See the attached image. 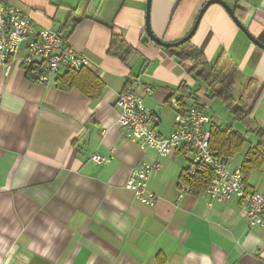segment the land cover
Returning a JSON list of instances; mask_svg holds the SVG:
<instances>
[{
  "label": "crops",
  "instance_id": "crops-1",
  "mask_svg": "<svg viewBox=\"0 0 264 264\" xmlns=\"http://www.w3.org/2000/svg\"><path fill=\"white\" fill-rule=\"evenodd\" d=\"M7 1L94 60L98 66L90 70L104 89L92 99L76 87L59 89V75L35 82L24 63L26 45L8 68L0 65V264H264V228L248 223L239 197L210 203L205 191L178 200L191 166L188 146L161 156L128 139L118 125L119 94L141 79L155 90L145 102L159 115L156 129L169 136L181 109L171 99L182 96L179 86L185 82V109L203 102L212 125H234L248 137L227 161L229 169L243 163L257 143L225 105L224 112L218 110L220 99L203 90L190 65L150 39L148 0ZM207 1L151 0L153 32L167 42L181 39ZM238 5L247 11L244 24L264 42V0ZM113 34L136 51L128 61L108 52ZM190 46L205 48L211 61L224 51L228 68L246 75L245 82L255 78L264 85V50L221 5L208 7L185 48ZM95 154L110 161L96 164ZM154 162L161 169L149 189L158 199L147 205L125 184L134 169ZM246 185L264 193V164Z\"/></svg>",
  "mask_w": 264,
  "mask_h": 264
},
{
  "label": "built area",
  "instance_id": "built-area-1",
  "mask_svg": "<svg viewBox=\"0 0 264 264\" xmlns=\"http://www.w3.org/2000/svg\"><path fill=\"white\" fill-rule=\"evenodd\" d=\"M228 1V0H226ZM236 4L248 0H234ZM26 45L24 58L30 79L40 84L48 83L53 75L66 70H81L97 67L89 56L77 51L58 31L39 26L26 11L11 1L0 0V65L6 66ZM140 88V91L137 90ZM154 87L137 79L131 89L121 92L117 99L119 110L118 125L125 129L127 138L142 147L154 149L161 156H167L175 149L188 146L191 153V166L185 174L186 180L193 177L206 165L212 170V180L206 190L210 203L222 202L233 196L240 198L244 214L250 225L264 228V193L247 188L242 163L229 169L224 157L213 154L211 149V126L213 120L209 106L197 103L181 111L177 98L171 99L176 107V130L169 136L158 133L156 126L160 118L145 102L146 97L154 95ZM96 164L108 163L110 158L95 154ZM161 169L160 162L143 163L133 170L125 187L134 192L136 198L147 205H154L158 196L150 191V179ZM191 193L187 182H182L178 194L181 201Z\"/></svg>",
  "mask_w": 264,
  "mask_h": 264
},
{
  "label": "trees",
  "instance_id": "trees-1",
  "mask_svg": "<svg viewBox=\"0 0 264 264\" xmlns=\"http://www.w3.org/2000/svg\"><path fill=\"white\" fill-rule=\"evenodd\" d=\"M234 11L239 19L244 22L247 11L238 4L234 6ZM185 43L178 48H165L179 62L190 65V72L207 87L211 98H218L223 101L226 109L232 114L235 122L245 126L248 132L254 133L257 143L250 146L247 151V158L242 163V171L247 182L248 177L254 170L260 169L264 164V128L252 129L255 113L264 99V85L255 78L247 80V86L251 88L249 93L236 97L233 94L236 83L226 72L229 67L230 58L224 51L218 53L214 62H209L204 52ZM109 53L119 56L122 60L128 61L131 54L136 52L130 45L126 44L122 35L113 34ZM57 87L62 90L78 88L92 99H98L103 92L102 81L94 74L90 68L77 70H66L58 76ZM182 96L178 98L181 111L185 110L183 98L188 93L189 87L183 82L179 86ZM211 149L213 154L224 157L226 161L240 153L244 145L249 141L248 137L240 132L234 125L225 127L212 125ZM212 180V170L209 166H202L193 177L186 180L191 187V192L199 195L204 193Z\"/></svg>",
  "mask_w": 264,
  "mask_h": 264
},
{
  "label": "water",
  "instance_id": "water-1",
  "mask_svg": "<svg viewBox=\"0 0 264 264\" xmlns=\"http://www.w3.org/2000/svg\"><path fill=\"white\" fill-rule=\"evenodd\" d=\"M150 3L151 0H148L147 10H146V29L148 36L150 39L157 45L162 46L163 48H178L179 46L184 45L187 42H190L193 38V36L196 34L199 24L201 22V19L203 15L205 14L208 7L212 4H219L221 5L231 16V18L234 20L236 25L243 31V33L247 36V38L254 43L256 46L264 50V42H262L259 38H257L254 34L250 32L248 27L242 22L239 17L236 15L234 11V6H232L230 3H228L226 0H208L205 5L200 10V13L190 30V32L182 37L181 39L174 41V42H167L163 40L162 38L158 37L152 30L151 27V21H150ZM236 4V3H235Z\"/></svg>",
  "mask_w": 264,
  "mask_h": 264
},
{
  "label": "rangeland",
  "instance_id": "rangeland-1",
  "mask_svg": "<svg viewBox=\"0 0 264 264\" xmlns=\"http://www.w3.org/2000/svg\"><path fill=\"white\" fill-rule=\"evenodd\" d=\"M227 2L230 3L231 5H235L234 0H228ZM259 39L263 42L262 37H259ZM201 50L204 52L205 48L202 47ZM207 60L209 62H212V63L214 62V60L213 61L209 60L208 57H207ZM253 63H254V59H252V61H251L250 69H251V67H252L251 65H253ZM226 74L230 75L231 78L233 79V81L236 83L234 90H233V94L236 97H238L241 94L249 93L251 91V88H249L247 86V83L245 82L246 81L245 77H243L246 75L242 76V73L239 70H232V69L228 68ZM192 75L194 77H196L194 73H192ZM200 83L202 84L201 86L203 87V90H206L207 87L205 85H203L202 82H200ZM220 101L221 100H219L218 102L217 101H215V102H216V104H218V110L221 112H224L225 111L224 103H223V101H221V102ZM214 107H215V104H214ZM213 111L216 112V110H213ZM259 127L264 128V100L259 105V107L255 113L254 122L252 124V129L259 128Z\"/></svg>",
  "mask_w": 264,
  "mask_h": 264
}]
</instances>
